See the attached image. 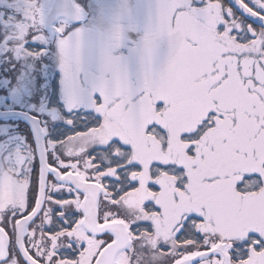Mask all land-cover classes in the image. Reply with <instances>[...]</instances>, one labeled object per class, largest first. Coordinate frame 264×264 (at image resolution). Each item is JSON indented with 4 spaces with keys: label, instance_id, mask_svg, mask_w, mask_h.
Returning <instances> with one entry per match:
<instances>
[{
    "label": "snow or ice",
    "instance_id": "snow-or-ice-1",
    "mask_svg": "<svg viewBox=\"0 0 264 264\" xmlns=\"http://www.w3.org/2000/svg\"><path fill=\"white\" fill-rule=\"evenodd\" d=\"M0 264H264V0H0Z\"/></svg>",
    "mask_w": 264,
    "mask_h": 264
}]
</instances>
